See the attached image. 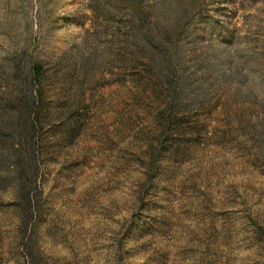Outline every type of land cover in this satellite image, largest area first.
I'll return each mask as SVG.
<instances>
[{
    "label": "rangeland",
    "instance_id": "374dc122",
    "mask_svg": "<svg viewBox=\"0 0 264 264\" xmlns=\"http://www.w3.org/2000/svg\"><path fill=\"white\" fill-rule=\"evenodd\" d=\"M90 2L0 0V264H264V0H201L172 83Z\"/></svg>",
    "mask_w": 264,
    "mask_h": 264
},
{
    "label": "trees",
    "instance_id": "16d2710c",
    "mask_svg": "<svg viewBox=\"0 0 264 264\" xmlns=\"http://www.w3.org/2000/svg\"><path fill=\"white\" fill-rule=\"evenodd\" d=\"M89 7L97 24L108 23L106 27L112 24L125 36L128 44L124 54L132 66L137 68L145 62L150 74H156L168 83H172L176 77L174 64L181 37L190 19L202 14L201 0H91ZM30 70L38 74L42 69L35 65ZM24 113L17 112V137L22 136ZM172 120L170 118L167 122ZM26 122L29 123L25 121L23 126L27 125ZM5 124L7 121L0 118V170L11 167L9 172L15 174L23 194L26 189L25 164L17 150L11 148L5 152L8 143ZM27 128L32 129V126ZM9 157H13V160ZM6 181L7 178L0 173V184Z\"/></svg>",
    "mask_w": 264,
    "mask_h": 264
}]
</instances>
